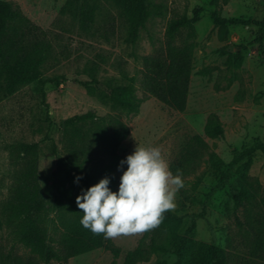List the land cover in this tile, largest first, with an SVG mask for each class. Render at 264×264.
I'll return each mask as SVG.
<instances>
[{"label":"rangeland","instance_id":"1","mask_svg":"<svg viewBox=\"0 0 264 264\" xmlns=\"http://www.w3.org/2000/svg\"><path fill=\"white\" fill-rule=\"evenodd\" d=\"M6 1L18 5L34 24L47 31L50 49L40 70L42 78L58 77L59 83L23 84L8 96L0 88V219L4 220L5 202L19 181V173L28 166H35L39 193L50 208L55 185L64 180L55 171L58 157L76 152L88 155L94 168L107 162L108 157L95 150L93 136L99 127L110 131L111 121L118 118L128 125L129 133L117 147L119 163L113 169L111 190L118 191L127 168L125 164L118 170L120 161L137 145L160 147L170 171L175 175L179 169L184 181L172 211L182 215L205 207L192 238L214 241L225 251L226 264H264V156L256 153L246 171L253 196L236 203L226 185L204 204L233 149L253 137L264 143V62L259 49L262 46L264 50V27L259 35L254 26L229 25L221 38L212 16L264 20V0H146L149 15L132 43L126 41V24L111 1L90 0L95 5L90 32L83 31L69 15L59 13L65 0ZM197 6L201 10L191 34L182 29L174 39L175 44L193 43L187 103L183 111H177L147 96L141 88L142 57L160 54L168 22L191 18ZM228 53L241 55L239 66H226ZM127 76L135 77V95L141 99L137 112L114 105L104 91V86L123 83ZM84 81L96 86L95 91L90 92ZM84 113L93 118L77 123L80 133L62 125L66 118ZM211 113L222 124L221 136L204 135ZM238 183L234 173L230 185L238 189ZM64 187L68 188L69 182L65 181ZM142 235L109 239L119 249L116 264H123L125 253L137 246ZM156 238L169 247L168 233L158 232ZM11 246L17 253L27 251L2 224L0 252ZM112 259L108 248L99 247L65 263L49 264H111ZM174 259L170 251L157 252L136 264H172Z\"/></svg>","mask_w":264,"mask_h":264},{"label":"trees","instance_id":"2","mask_svg":"<svg viewBox=\"0 0 264 264\" xmlns=\"http://www.w3.org/2000/svg\"><path fill=\"white\" fill-rule=\"evenodd\" d=\"M113 2L120 10L127 28L126 41L134 42L148 18L149 11L146 0H107ZM201 7L193 9L191 18H177L168 22L165 35V47L160 54L142 57V77L140 85L147 96L154 97L167 107L183 111L186 107L188 87L193 57V43L183 41L175 44V36L182 29L191 34L193 22L199 18ZM59 13L69 15L79 27L90 32L94 24L95 5L90 0H65ZM213 23L219 28V36L226 35L229 25L254 26L259 35L264 27V20L245 17H221L213 14ZM47 31L34 24L20 9L10 1L0 0V88L6 96L16 89L31 82L44 84L49 81L59 83L58 77L44 79L41 66L49 53L50 43L46 39ZM261 58L264 62V50L260 46ZM242 57L239 53H228L226 66H239ZM200 70L199 73H206ZM83 84L94 92L97 88L90 82ZM42 100L44 91L41 88ZM110 101L127 111L137 112L141 99L135 95V77L127 76L125 81L111 86H104ZM93 118L90 113L73 115L62 121V125L70 127L73 133H80L77 123ZM111 129L99 127L93 136L95 150L106 157L107 162L99 168L89 163L91 157L81 156L77 152L66 158L56 159V174H62L69 187H64V180L55 185L56 194L52 195V205L48 208L38 190L35 166H28L19 173V181L13 187L5 202L4 220L0 219V227L6 225L14 238L27 249L25 253H17L14 246L0 252V264H49L52 261L65 263L69 258L105 247L112 253L111 264H116L119 249L102 235H94L85 229L80 220L82 211L76 204V197L81 190L95 185L100 179L110 178V189L113 184L114 167L119 163L117 147L129 133V127L118 118L111 121ZM205 136L217 137L223 133L220 120L215 113L209 114L203 127ZM199 138V137H198ZM26 146L25 148H28ZM256 153L264 156V143L257 137L251 138L238 149H233L232 158L226 163L225 170L218 181L206 195L204 204L210 200L211 194L229 185L230 194L236 203L253 196L252 184L246 178L252 157ZM234 173L239 177V188L230 185ZM77 176L83 179L75 182ZM77 191L74 193V190ZM204 205L199 212L179 215L168 211L164 214L159 227L142 235L137 246L125 253L123 264H136L148 260L149 255L170 251L175 259L172 264H226L225 251L214 241L197 242L192 238L197 220L204 216ZM166 232L169 236V247L157 242L156 234ZM263 242V241H261ZM259 244L260 241H259ZM263 245V244H262ZM153 264H165L162 261Z\"/></svg>","mask_w":264,"mask_h":264},{"label":"clouds","instance_id":"3","mask_svg":"<svg viewBox=\"0 0 264 264\" xmlns=\"http://www.w3.org/2000/svg\"><path fill=\"white\" fill-rule=\"evenodd\" d=\"M125 164L118 191L110 189L105 176L76 197L81 225L105 239L142 235L159 227L164 214L175 209L176 195L184 187L180 170L173 175L160 147L137 145L118 170ZM81 179L77 176L75 182Z\"/></svg>","mask_w":264,"mask_h":264}]
</instances>
